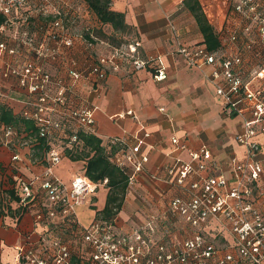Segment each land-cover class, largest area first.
<instances>
[{
    "label": "built area",
    "instance_id": "built-area-1",
    "mask_svg": "<svg viewBox=\"0 0 264 264\" xmlns=\"http://www.w3.org/2000/svg\"><path fill=\"white\" fill-rule=\"evenodd\" d=\"M29 1L0 0V15L4 16L0 22V104L32 120L45 142L36 149L39 140L33 132L22 131L0 114V148L9 149L11 159L10 170L0 163V205L6 214L14 200L26 204L40 199L37 220L47 217L49 226L50 222L62 223L74 237L64 238L48 226L38 239L14 243L15 258L4 260L0 255V264H264V165L259 156L261 142L256 138L264 132V0H227L216 49L209 50L202 41H179L177 52L187 64L203 70L211 67L207 79L221 96L224 110L242 116L243 128L235 138L246 153L244 158L230 155L229 175L223 171L206 174L204 169L218 163L209 145L202 143L199 149H192L176 135L172 137L171 151L187 148L191 156H175L166 166L181 189L171 197L168 212L182 223V236L169 229L162 231L154 214L127 227L118 223L117 215L81 224L77 205L108 178L95 182L83 171L68 186L53 171L63 154L73 150L80 131L97 132V104L79 96L81 78L98 92L108 74L128 60L136 69L149 66L153 78L162 80L168 76L163 56H144L135 40L116 44L98 39L107 42L109 50L96 54L94 61L81 69L66 64L67 77L47 64L61 58L77 37L93 48L96 36L73 31L74 8H55L50 19L33 29L30 15L25 13ZM39 11L44 15L52 12L44 5ZM126 113L137 116L130 108ZM141 127V133L131 137L108 139L110 147L116 145L113 161L130 171L128 185L146 167L154 147L147 140L150 131ZM24 145L43 163L40 173L15 170ZM224 228L229 231L227 240L220 238Z\"/></svg>",
    "mask_w": 264,
    "mask_h": 264
},
{
    "label": "crops",
    "instance_id": "crops-1",
    "mask_svg": "<svg viewBox=\"0 0 264 264\" xmlns=\"http://www.w3.org/2000/svg\"><path fill=\"white\" fill-rule=\"evenodd\" d=\"M199 1L208 22L216 30L219 29L225 23L227 0ZM38 4L47 6L52 12L42 14ZM57 7L74 8L76 18L70 26L73 31L79 32L90 29V33L96 36V45L92 48L82 37L75 38L74 45L67 47L61 58L47 64L55 72L69 77L65 70L66 64L81 69L92 63L96 54L109 50L107 42H114L109 37L99 35L96 30H102L107 36L113 34L117 38L128 36L130 40L138 42L144 56H163L168 76L162 80L153 78V69L149 66L136 69L128 60H124L119 70L108 74L98 92L91 90L90 84L81 78L78 94L85 101L97 104L94 111L96 135L105 144H109L108 139L114 135L131 137L135 133H141V125L151 133L147 138L154 144L149 152L150 159L130 185L123 207L116 214L118 223L127 227L130 223L143 221L154 214L159 217L162 231L169 229L173 234L182 236V223L168 212L171 197L181 189L170 177L166 166L175 156L184 159L191 156L187 148L171 151L174 144L172 137L176 135L192 149H199L202 143L209 145L218 163L215 167L204 169L203 173L206 174L223 171L229 175L230 155L236 153L242 158L246 156L245 146L235 138L243 128L242 116L224 110L221 96L217 94L214 84L207 79L206 72L211 67L203 70L190 66L181 53L177 52L179 41L197 43L204 40L193 11L184 0H111V7L124 11L125 19L131 26L129 31L123 33L115 30L110 23H103L87 0H49L48 4H44L43 0H30L25 5V13L30 15L31 27L36 29L42 20L50 19ZM85 35L88 36L86 32ZM129 108L137 116L126 113ZM122 112L126 114L121 116ZM256 138L261 142L259 156L264 165V132H259ZM31 153L28 145L21 148V160L16 163V171L28 175L40 173L43 163ZM62 158L60 163L54 164L53 171L66 181L85 170V158L73 159L67 154H63ZM0 163L7 170L11 169L10 151L5 147L0 148ZM101 184L106 186L105 192ZM97 186L95 192L77 205L76 216L81 224L97 218L96 211L105 205H100V192L101 199L104 198L105 201L109 187L103 182H99ZM11 203L13 208L6 214H0V255L4 260L13 259L14 243L36 240L49 226L47 217L40 221L35 217L42 206L40 199L26 204L16 200ZM81 205L87 206L89 212H81ZM49 227H55L53 231L64 238L74 237L70 230H65L62 223L54 225L50 222ZM223 233L220 238L224 236L227 240L230 237L227 228L223 229Z\"/></svg>",
    "mask_w": 264,
    "mask_h": 264
},
{
    "label": "trees",
    "instance_id": "trees-1",
    "mask_svg": "<svg viewBox=\"0 0 264 264\" xmlns=\"http://www.w3.org/2000/svg\"><path fill=\"white\" fill-rule=\"evenodd\" d=\"M87 2L92 10L96 11L103 23H110L115 30L123 33L130 30L131 26L125 19V12L112 8L111 0H87ZM184 2L189 8H191L195 19L200 25L204 37L202 42L206 43L209 50L218 48L220 46V38L217 30L212 23L208 22L200 1L184 0ZM3 19L4 16L0 15V22ZM96 32L101 36L104 35L105 37H109V39L116 44L124 42L123 38H117L113 34H109V36H107L102 30H96ZM86 34L90 37V30L87 31ZM115 39H117L119 43L115 41ZM0 114L6 122L13 123L22 131L29 130L30 132H33V134L37 136V140H39V144L35 147L36 149L39 150V148L43 147L45 139L39 135L38 129L35 127L32 120L14 113L12 108L5 104H0ZM78 137L79 141L74 142L75 147L73 150H67L65 154L69 155L73 159L85 158L86 163L84 171L93 181L98 182L106 177L108 178L106 185L109 189L105 200L106 203L102 208H99V210L96 211V216L97 218L103 217L112 219L123 207L126 193L130 187V185H128L130 171L124 170L113 161L111 154L116 145L113 144L110 147V145L105 144L102 141L100 136L90 131L82 130L78 133ZM9 192L14 193V190L11 189ZM12 208L13 207L11 206L9 210ZM0 214H4V209L1 205ZM67 221L65 220V223Z\"/></svg>",
    "mask_w": 264,
    "mask_h": 264
},
{
    "label": "rangeland",
    "instance_id": "rangeland-1",
    "mask_svg": "<svg viewBox=\"0 0 264 264\" xmlns=\"http://www.w3.org/2000/svg\"><path fill=\"white\" fill-rule=\"evenodd\" d=\"M87 31H89V29H85V32H87ZM130 39H129V37L128 36H126V37H124L123 38V41H129ZM115 41H117V39H115ZM118 43H119V41H117ZM121 42V41H120ZM62 161V160H61ZM60 161V162H61ZM60 162H58V163H60ZM57 164V163H56ZM60 176V175H59ZM61 177V176H60ZM61 179L65 182L66 180L65 179H63V177H61ZM68 186L70 185V183H71V180H69V181H66L65 182ZM100 186H102L101 188H106V186L105 185H103V184H101ZM102 189V190H103ZM106 190L104 189V192H105ZM100 205H102L103 203H106L105 201H104V198H102L101 199V196H102V193L100 192ZM77 209H78V207H77ZM79 209H80V211L82 212V211H84V210H86V212L84 213V214H86V213H88L89 212V208H87V206H85V205H81L80 207H79ZM82 216V215H81ZM85 219V218H84ZM179 223V222H178ZM14 250H15V254H14V257H13V259L15 258V255H16V249H15V247H14ZM12 259V260H13Z\"/></svg>",
    "mask_w": 264,
    "mask_h": 264
}]
</instances>
